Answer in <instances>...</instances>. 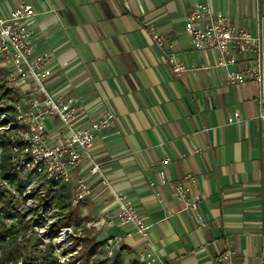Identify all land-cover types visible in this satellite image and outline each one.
Segmentation results:
<instances>
[{
  "label": "crops",
  "instance_id": "0c3cea01",
  "mask_svg": "<svg viewBox=\"0 0 264 264\" xmlns=\"http://www.w3.org/2000/svg\"><path fill=\"white\" fill-rule=\"evenodd\" d=\"M202 2L264 40V0H0V16L22 3L34 6L35 55L52 57L50 91L74 97L81 127L108 109L116 114L91 148L101 173L84 160L69 186L71 196L79 179L92 189L72 206L90 219L83 231L117 214L106 178L143 215L153 246L169 264H218L225 251L237 264H264V123L258 118L264 88L228 82V72L245 69L251 54L224 68L217 66V51L195 49L187 17ZM154 33L165 38L162 48ZM171 56L189 70L176 74ZM236 113L239 121L230 122ZM62 127L53 119L50 137ZM188 174L197 178L193 193L206 196L204 226L172 187ZM93 229L95 264H142L146 245L133 226ZM115 237L124 239L110 258L108 241Z\"/></svg>",
  "mask_w": 264,
  "mask_h": 264
},
{
  "label": "built area",
  "instance_id": "2783aa9c",
  "mask_svg": "<svg viewBox=\"0 0 264 264\" xmlns=\"http://www.w3.org/2000/svg\"><path fill=\"white\" fill-rule=\"evenodd\" d=\"M36 14L32 4L22 3L8 17L0 16V82H6L7 88L12 91L9 97L3 99L0 97V187L16 189L29 203L34 201V195L38 198V210L33 208L37 221L47 217L51 221L44 232L47 234L54 231L56 237L53 238L58 241L55 246L63 244L65 247L62 252H67L64 261L60 263L68 264L82 249V246H79L76 251H69V247L73 246L79 236L71 226H60L61 217L57 215L60 210L56 204L48 202L44 185L51 183L72 185L74 173L84 160L93 163V174L101 173L91 148L98 134L113 127L116 114L108 109L89 127H81L78 124L80 108L74 97L55 95L50 91L48 79L52 76L50 66L52 57L48 54L35 55L33 30L30 24ZM186 30L196 50L219 53L217 66L230 68L240 62L242 55L251 54L252 59L245 69L228 72V82L237 86L254 82L264 88L262 36L236 26L229 16L214 12L208 2L199 3L192 9L187 17ZM153 37L158 47L162 48L165 45L164 37L157 33H154ZM170 63L176 74L189 70L174 56L170 57ZM202 68L209 69L207 66ZM190 70L195 72L196 68ZM258 118L264 123V110L259 113ZM53 119H59L63 124L56 139H52L49 133ZM236 119L239 121L238 113L230 118V122ZM168 162L167 159L165 164ZM160 176L161 183L168 182L165 171H162ZM13 178L24 185V192L19 191L18 185L12 181ZM196 183V176L188 174L173 182L172 187L177 198L185 202L187 208L191 210L193 218L204 226L206 221L200 206L206 196L193 193ZM103 184L109 188L118 204L117 214L92 222L88 227H112L116 222L123 226L131 225L146 245L140 255L141 263L169 264L153 246L150 237L151 227L146 224L139 210L106 178L103 179ZM91 195L92 189L88 182L79 179L74 186L72 206L80 205ZM45 207H50L48 212H45ZM123 239L115 237L108 241L110 258L115 254L116 243L122 242ZM55 251L59 250L55 247ZM218 264L237 263L233 259V253L225 251L219 255Z\"/></svg>",
  "mask_w": 264,
  "mask_h": 264
},
{
  "label": "rangeland",
  "instance_id": "374dc122",
  "mask_svg": "<svg viewBox=\"0 0 264 264\" xmlns=\"http://www.w3.org/2000/svg\"><path fill=\"white\" fill-rule=\"evenodd\" d=\"M0 189L7 191V194L10 197L15 196V212L25 215L27 221L32 218V215L28 213L29 210L33 208L36 209V211L38 210L39 202L38 198H36L35 195L33 196L34 201L29 203V201L25 200L24 196L16 191V189L6 187H2ZM71 189L72 188H69V190H67L65 196H71ZM57 196L58 198L64 197V195H62L61 193H58ZM70 198H72V196ZM2 205L3 204L0 202V208L2 207ZM89 221L90 219H81L77 214L76 209H73V213L69 223L74 229L75 233L78 234V240H80V238L83 237L86 233L94 236L93 228L91 230L87 229L83 231ZM39 222L40 224L38 225ZM50 222L51 221L47 217V219L38 220L31 229H28L23 223H19L17 219H6L2 215H0V225L6 224L7 229H10L12 227L16 228L15 232H8L6 234L5 240L0 242V262L9 252L19 249L22 251L24 258L37 259V264H61L60 262L64 261L67 252H62L63 248L65 247L63 246V244H58L57 246H55V243L58 241L51 237V232L45 234L44 230ZM82 231L83 234H81ZM49 239L51 242H49ZM55 247L59 251H55ZM78 247L79 246H77V248ZM50 248H54L52 256L49 255ZM19 264H22V262H20Z\"/></svg>",
  "mask_w": 264,
  "mask_h": 264
},
{
  "label": "trees",
  "instance_id": "16d2710c",
  "mask_svg": "<svg viewBox=\"0 0 264 264\" xmlns=\"http://www.w3.org/2000/svg\"><path fill=\"white\" fill-rule=\"evenodd\" d=\"M6 82H0V97L1 99L9 97L11 94V90L7 88ZM14 94V90H13ZM15 98H13L14 100ZM6 167V166H5ZM7 169V167H6ZM7 175V172H6ZM13 183L18 185V189L20 192H24V185L18 183L16 178H13ZM46 189V198L50 204H56L60 213L57 214L60 218L59 224L62 227H68L70 225V219L73 213V207L71 203V196H65L67 190H69V186L66 185H59V184H45ZM1 188V187H0ZM58 193L64 195V197L58 198ZM0 202L3 204L0 208V215H2L6 219H17L19 223H23L26 228L31 229L32 226L37 221V215L35 214L34 209L29 210V214L32 215V218L27 221L25 215L19 214L15 212L14 203L16 202L15 196H8L7 191L0 189ZM50 207H45V212L49 211ZM16 228L12 227L10 229L6 228V224L0 225V242L4 241L6 238V234L8 232H15ZM52 237H56L54 232L51 233ZM82 245V249L79 253L72 257L68 264H90L94 262L95 258L98 254V246L96 244V238L91 236L90 234H85L83 237L80 238L77 242H74L73 247L69 248L70 252H74L77 250V246ZM54 248H50L49 255H53ZM37 264V259H26L23 257V253L21 250L16 249L15 251L9 252L0 264Z\"/></svg>",
  "mask_w": 264,
  "mask_h": 264
}]
</instances>
